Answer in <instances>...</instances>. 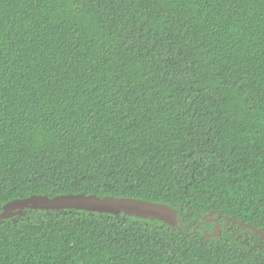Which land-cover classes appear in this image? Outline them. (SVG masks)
Listing matches in <instances>:
<instances>
[{"label": "trees", "instance_id": "trees-1", "mask_svg": "<svg viewBox=\"0 0 264 264\" xmlns=\"http://www.w3.org/2000/svg\"><path fill=\"white\" fill-rule=\"evenodd\" d=\"M69 194L179 227L27 208L0 264H264V0H0V213Z\"/></svg>", "mask_w": 264, "mask_h": 264}, {"label": "water", "instance_id": "water-1", "mask_svg": "<svg viewBox=\"0 0 264 264\" xmlns=\"http://www.w3.org/2000/svg\"><path fill=\"white\" fill-rule=\"evenodd\" d=\"M27 208L44 210L76 209L109 214H119L124 212L129 215H135L143 218H157L172 226L179 227V212L165 203H155L141 199L117 198L110 196L101 198L96 195L84 194L60 195L54 198L44 195H34L30 198L15 200L8 203L4 207L5 211L0 213V219L14 217L22 213L23 210ZM213 214H215V212L212 211L207 216H211ZM207 216L204 217L206 220ZM225 219L231 220L228 217ZM212 220L213 219H209L208 221L211 222ZM239 223L243 224L242 222ZM248 227L255 230L264 239V232L253 226L248 225ZM219 231L220 224L216 221V230L209 236L214 237L215 235H218Z\"/></svg>", "mask_w": 264, "mask_h": 264}]
</instances>
